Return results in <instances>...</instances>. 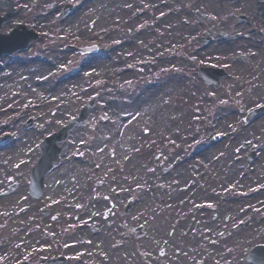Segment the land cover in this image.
Listing matches in <instances>:
<instances>
[{"label":"rangeland","instance_id":"obj_1","mask_svg":"<svg viewBox=\"0 0 264 264\" xmlns=\"http://www.w3.org/2000/svg\"><path fill=\"white\" fill-rule=\"evenodd\" d=\"M83 1L14 0V15L0 28L6 32L20 22L40 32L27 49L16 50L0 58V123L5 126L0 133H11L0 149L13 150L19 143L24 146L14 164L9 163L10 153L4 157L5 161L0 157V195L20 196V208L23 210L22 218L13 223L7 212L0 214V235L6 244L0 251V264H11L21 258L35 261L37 255L42 258L47 253L45 250L52 243L58 247L56 250L69 254V264H112L111 259L106 260L102 256L95 238L90 251L75 250L66 245L78 234L91 236L97 233L101 237V232L109 229L114 231L108 235V246L115 252V264H183L186 260L195 264H253L244 257L254 242H264V232L261 231L264 228V115L247 125L242 121L241 106L249 103V98L244 99L242 95V83L246 76L241 72L242 62L237 56L242 48L241 39L229 42L218 35L214 44L201 46L194 37L198 28L194 9L201 0H169L164 3V9L177 11L180 8V14H174L171 22L160 25L165 29L166 42L158 46V34L152 31L144 42L147 51L140 52L139 47H133L131 58L122 49L114 51L117 42L132 37L139 27L148 26V19H152V23L157 21L160 6L152 5V9L144 12V18L136 19L139 5H144V2L101 0L103 8L114 9L120 5L119 10H124L122 13L127 15L126 18L120 19L115 28L102 30L101 33L91 31L83 18V21H78V36H69L66 21ZM65 2L72 3L73 8L58 18ZM5 10L0 7V12ZM221 30L219 25L218 31ZM66 43L96 44L97 47L81 53L66 49ZM107 51H114L109 71L99 76L84 72L78 84H74L73 73L85 66V62L88 64L89 60L97 59ZM161 57L160 64H155ZM207 58L227 66V75L221 78L218 87L205 85L197 74L200 60H209ZM35 59L50 66V72L44 78L52 86L62 76H69L60 87V94L52 108L38 110L33 107L32 103L37 100L34 92L37 81L27 96L22 91L32 77ZM18 62L22 64L19 68ZM134 62L151 67L140 71L135 68ZM61 65L66 67L61 68ZM124 67L126 74L120 76ZM13 73L17 76L14 77ZM145 85L151 89L150 92L155 90L158 95L155 102L164 126L153 136L149 121L130 118L126 131L128 136H132L131 144L137 146L143 137L152 138V144L145 147L138 157L137 151H132V159L137 158L133 164L123 168L113 167V175L95 177L98 170L106 167L97 155V163L101 166L96 168L90 163L95 143L99 144L102 140L106 149L116 146L111 132L114 133V125L120 117L118 113L130 97L144 89ZM92 96L96 98L88 117L84 123L69 130L67 145L61 151V162L45 175L46 187L43 190L49 188L51 176L69 173L68 169L73 164H80L82 191L89 193L95 209L80 203V207L76 205L71 208L72 211L65 212L64 206L49 201L44 191L37 198L30 197L28 172L40 152L38 140L68 122ZM151 99L146 96L141 103L145 105ZM249 101L252 102V97ZM29 117L32 124L24 127L23 122ZM217 118L221 121L215 128L213 123ZM217 132L224 134L216 137ZM138 136L140 140L136 138ZM221 140L226 143L215 152L213 165L202 168L204 175L195 173V165L200 163V159L195 157L190 160L187 154ZM247 140H251V148L256 152L251 162H247L250 146L243 144ZM77 151L83 156H74L76 160L66 159L68 154ZM111 154L108 153L107 157ZM116 154H119L118 150ZM109 163L113 165L115 160L110 159ZM225 172L229 174V179L217 182V177H223ZM138 176L139 182L133 185ZM161 179L166 185L162 197L153 192ZM12 182L17 185L8 189ZM173 188L179 189V197L171 195ZM139 196L146 200L155 196L154 203L158 205L137 220L132 217V209L124 212V206L129 198ZM44 206L49 207L50 214L40 211ZM105 211L107 217L104 216ZM54 212L57 216L52 218ZM173 219L181 224V229L174 234L168 232ZM245 220H248L247 225L235 227ZM139 223L146 232L135 237L133 228ZM155 228L160 234L157 243L150 235ZM211 240L216 242L212 245ZM189 243L194 247L191 255L188 254ZM204 243L208 245L205 249L202 248Z\"/></svg>","mask_w":264,"mask_h":264},{"label":"bare ground","instance_id":"obj_2","mask_svg":"<svg viewBox=\"0 0 264 264\" xmlns=\"http://www.w3.org/2000/svg\"><path fill=\"white\" fill-rule=\"evenodd\" d=\"M139 2H144V5H139V10L137 13V16L135 17H145L144 12L148 11L149 9H152V5L158 4L160 6V10L158 12L159 18L157 21L152 23V19L147 20V25L150 26H143L139 27L136 32L132 35V37L125 38L122 40H119L117 42V46L115 47L114 51L117 49H122L126 54H128L131 58L133 57V47H139L140 52L147 51V47L144 45V42L146 41V38L150 36L152 31H155L158 36L156 39L157 45H161L164 42H166V33L165 29L160 28V25L164 24L166 25L168 21L174 17V14H180V8L177 11L173 10H165L164 3L169 0H137ZM141 4V3H140ZM120 6V5H119ZM116 6L114 9L110 8H103L101 0H84L83 3L79 6L78 10L74 12V14H71L68 18V21H66L65 27L68 29V32L70 33L69 36H76L77 30H79L80 23L78 21L84 20V23L91 31L100 32L102 30H109V28H115L117 25V22L120 21V19H125L127 15H124L122 12L124 10H119L120 7ZM114 11V12H113ZM119 11V12H118ZM141 11V12H139ZM151 22V25H150ZM171 22V21H170ZM172 31V30H170ZM101 33V32H100ZM78 36V35H77ZM165 39V40H164ZM149 50V49H148ZM113 52H104L101 56H99L97 59L89 60L88 64L85 62V66L82 65L81 68L78 71H75L71 78L73 79L74 84H78L79 77H82L83 75L89 73L93 76H99L101 73H105L107 70L112 67V60H113ZM60 58V57H59ZM162 60V57L159 58L157 61H155V64H160L159 61ZM135 68L138 70H146L150 69L151 66L146 64H139L137 62H134ZM21 62L17 63V68L21 66ZM89 65V66H88ZM130 65V64H129ZM33 69H32V77L29 78V84L25 85V87L22 89V91H25V96H27L31 92V88H33L34 82L37 81L35 84L34 92L35 96L37 97V100L34 101L33 107L38 110H43L46 108H52L53 103L55 102L54 97L56 98L60 93L59 89L60 87L66 82V80L69 78L68 75L62 76V78H59V80L56 81V83L52 86L44 77L46 74L50 72V66L48 63H39L36 59L33 61ZM123 72L120 73V76L123 74H126L125 67L122 70ZM85 72V74H84ZM14 77L17 76V73L12 74ZM102 80V78L100 79ZM151 89H149L148 86L145 85L144 89L140 90L136 94L132 95L130 99L127 101L126 106L121 109V111L118 113L120 115L119 119L114 125V133L111 132V139L116 141V146H109L107 149L104 145V142L101 140L99 144L94 145V151H93V159L90 162L93 166H101V164L97 163V157L101 159V163L105 164V168L97 171L95 174V177L102 176L104 174L113 175L112 169L113 167H122V166H129V164H133L134 161H136V157L132 159V151H137V157L141 155L144 151V148L152 144V138L143 137V141H140L137 146H134L132 143V140L128 136L126 129L128 128V121L130 118H140L142 120H147L150 122L151 126L149 127L151 130V133L153 136L161 129V127L164 126L163 122L161 121V117L159 115L158 108L156 106L155 99L158 98V95H156V91L153 90L150 92ZM156 95V96H154ZM163 95V94H162ZM152 98L151 101L147 102L145 105H143L141 102L144 100V97ZM154 96V97H153ZM141 104V105H140ZM220 118H217L216 121L213 123L214 127L216 128L219 124ZM39 127H42V124H39ZM45 131L46 128H43ZM42 130V131H43ZM138 140H140V137H136ZM226 141L221 140L217 144L214 145L212 143H209L207 145L201 146L197 150H193L191 153H188L187 156L190 160H194V158H199L200 163L198 165H195V173H199L201 175H204V172L202 170L203 167L210 168L211 165H213L215 158L214 154L215 152H218L222 147L225 145ZM24 146L19 143L14 147L13 150L9 149H0V157H2L3 161L6 159L4 158L6 154L10 153V159L9 163L14 164L16 161H18L21 149ZM118 147V148H117ZM1 148V147H0ZM214 148V149H213ZM116 150H118L119 154H116ZM214 150V151H212ZM112 152L111 157H107V154ZM115 157V158H114ZM114 159L115 164L110 165L109 160ZM132 167V166H131ZM81 165L79 164H73V167L68 169V172H65V174L61 176H51L49 178V188L45 190L44 194L48 197L49 201H55L61 205L64 206L65 212L72 211V207L79 205L80 203H86L88 208L91 209L92 203L90 202V195L88 192H83L81 187ZM123 168V167H122ZM122 170V169H121ZM113 179V176H111ZM230 178L233 179L232 174L230 175ZM229 174L225 172L224 176L222 177L219 175L217 177V182H220L221 180H228ZM140 180V177H136L133 181V185L137 184ZM52 186V187H51ZM264 187V186H262ZM166 185L163 181V179L157 181V189H155L153 192L156 193L157 196H161V193L165 190ZM200 189V188H199ZM53 191V192H52ZM171 195L173 197H179V189L173 188ZM95 196V195H93ZM155 196L149 197L148 200L146 198H142L139 196V198H134V202L132 204V210L131 214L133 218H136L139 220L144 213L148 211L155 210L157 208V203H154ZM21 204V198L18 195L14 196H4L0 195V214L7 212L10 217V222H15L22 218L23 216V210L20 208ZM264 206V205H263ZM93 209H95L93 207ZM96 211V210H95ZM143 214V215H142ZM173 224L168 229L169 233H173L179 229H181V224L178 223L177 219H173ZM9 222V224H11ZM169 225V224H168ZM106 230V229H105ZM108 232V234L106 233ZM113 229H109L108 231L101 232V237H99V234L94 233L91 236H84L83 234H78L74 236V239H71L68 242V245L70 248L77 250L78 248H81L83 250H89L92 246H94L93 239L97 240L96 242L99 244V249L101 251V254L103 257H105L106 260H110L113 262L112 264H115L114 254L115 252H112L108 246L109 238L108 235L113 234ZM151 238L152 241L154 240L155 243L159 240V232L157 228L154 229L153 232H151ZM107 236V237H106ZM151 241V242H152ZM189 242V241H188ZM193 242V241H192ZM216 241L211 240L210 244H214ZM153 243V242H152ZM194 243V242H193ZM202 243V242H201ZM192 243H189L188 246L190 250L188 251V254L191 255V253L194 251V247L191 245ZM205 243L203 244V249L206 248ZM6 247V244L4 243V238L2 235H0V251L4 250L3 248ZM115 250L117 248L115 247ZM111 251V254H110ZM113 258H112V256ZM189 257V256H188ZM110 264V263H108ZM183 264H195L193 261H184Z\"/></svg>","mask_w":264,"mask_h":264},{"label":"flooded vegetation","instance_id":"obj_3","mask_svg":"<svg viewBox=\"0 0 264 264\" xmlns=\"http://www.w3.org/2000/svg\"><path fill=\"white\" fill-rule=\"evenodd\" d=\"M197 10L195 23L198 27L205 23L204 29L212 36L218 33L219 25L233 31H223L225 37L237 33L233 38L241 39L242 74L246 76L242 83L244 97H252L251 107L264 104V0H202ZM213 39L214 36L211 42ZM251 107H243L244 114ZM58 254L63 253L54 248L50 251L51 256ZM64 257L59 264H69L68 255Z\"/></svg>","mask_w":264,"mask_h":264},{"label":"water","instance_id":"obj_4","mask_svg":"<svg viewBox=\"0 0 264 264\" xmlns=\"http://www.w3.org/2000/svg\"><path fill=\"white\" fill-rule=\"evenodd\" d=\"M0 3L4 6L5 5L9 6L8 10L3 15H0V24H1V22L9 19L12 16L14 12V7L12 6V0H0ZM69 9H70V4H66L60 13V16L64 15ZM21 33L23 34V37ZM34 37H36V34L33 33L32 31L30 30L29 32H26L24 30L19 31L16 28H13L7 34L0 33V56L5 52H12L16 48L25 47L28 41ZM93 46L95 45L85 46L80 49L94 50L96 46L95 47ZM200 73L203 74L205 78H210V79L214 78V80H216L217 77L220 74H222V71L220 70L218 71L217 69L210 67H206V68L204 67L200 69ZM90 105L91 102L84 105L79 117L73 118L68 125L63 126L57 132L47 136L42 141L41 143L42 156L38 159L37 163L35 164L32 170L31 192L33 195L40 194L44 173L47 170H49L58 161L57 155L60 150V147L54 145L55 140L63 139L64 136L66 135V131L68 130V128L72 126V124L83 121L82 117L86 116ZM6 136L7 135H3L2 137H0V140L4 139ZM246 144L250 145V142H247ZM253 155L254 152L251 151L248 154V160H250L253 157ZM138 233L139 232H137V234ZM248 258L252 259L255 262H264V245H257L254 248H252L250 250V253L248 254Z\"/></svg>","mask_w":264,"mask_h":264},{"label":"snow or ice","instance_id":"obj_5","mask_svg":"<svg viewBox=\"0 0 264 264\" xmlns=\"http://www.w3.org/2000/svg\"><path fill=\"white\" fill-rule=\"evenodd\" d=\"M93 47H95V46H93ZM254 55V54H253ZM193 59H194V57H193ZM69 63H71V62H69ZM61 68H65L66 66L65 65H61L60 66ZM225 67H227L226 65H225ZM54 99H55V97H54ZM105 119L107 118V117H104ZM224 133H222V132H217L216 133V135H223ZM23 163V162H22ZM77 207H80V205H77Z\"/></svg>","mask_w":264,"mask_h":264}]
</instances>
